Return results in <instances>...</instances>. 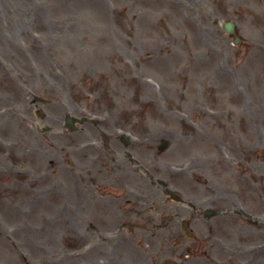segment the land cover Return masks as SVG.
Instances as JSON below:
<instances>
[{
	"label": "rangeland",
	"instance_id": "obj_1",
	"mask_svg": "<svg viewBox=\"0 0 264 264\" xmlns=\"http://www.w3.org/2000/svg\"><path fill=\"white\" fill-rule=\"evenodd\" d=\"M0 264H264V0H0Z\"/></svg>",
	"mask_w": 264,
	"mask_h": 264
},
{
	"label": "flooded vegetation",
	"instance_id": "obj_2",
	"mask_svg": "<svg viewBox=\"0 0 264 264\" xmlns=\"http://www.w3.org/2000/svg\"><path fill=\"white\" fill-rule=\"evenodd\" d=\"M140 149H143V148H140ZM109 153H110L112 161H114L115 155H118L119 158L122 160H125L128 158L130 159L131 158L130 155L132 154L140 156L139 152L136 149L134 148L130 149L129 144H124L122 140L118 141V145L117 143H115L113 146H110Z\"/></svg>",
	"mask_w": 264,
	"mask_h": 264
},
{
	"label": "water",
	"instance_id": "obj_3",
	"mask_svg": "<svg viewBox=\"0 0 264 264\" xmlns=\"http://www.w3.org/2000/svg\"><path fill=\"white\" fill-rule=\"evenodd\" d=\"M224 28L227 30V32H229L230 34H234V25H232V23H228V24H225L223 25ZM238 38H235V41H237Z\"/></svg>",
	"mask_w": 264,
	"mask_h": 264
}]
</instances>
